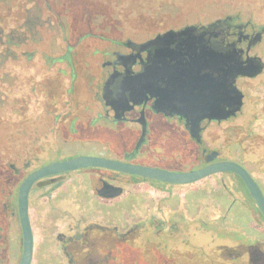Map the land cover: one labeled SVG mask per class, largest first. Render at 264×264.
I'll return each mask as SVG.
<instances>
[{
  "label": "flooded vegetation",
  "instance_id": "af4514ba",
  "mask_svg": "<svg viewBox=\"0 0 264 264\" xmlns=\"http://www.w3.org/2000/svg\"><path fill=\"white\" fill-rule=\"evenodd\" d=\"M101 42L99 64L79 60V44ZM87 142L105 148L93 156L176 172L237 163L264 196V0H0V264L22 254L21 182L88 155L60 147ZM212 174L264 220L238 174ZM188 184L92 166L36 179L30 264L174 263L175 193ZM249 238L233 264H264V239Z\"/></svg>",
  "mask_w": 264,
  "mask_h": 264
},
{
  "label": "rangeland",
  "instance_id": "374dc122",
  "mask_svg": "<svg viewBox=\"0 0 264 264\" xmlns=\"http://www.w3.org/2000/svg\"><path fill=\"white\" fill-rule=\"evenodd\" d=\"M257 19L262 18L257 17ZM118 25L119 23L116 27ZM117 29L119 28L117 27ZM131 32L127 27V34H131ZM110 35H115V33L111 32ZM105 43L107 44V42ZM105 43L101 42L96 45L97 47L95 46L94 55L91 54L94 49L79 44L77 50L79 60L88 54L87 58L99 64L105 58L104 51L110 49L109 45H105ZM62 52L63 48H59V55ZM97 87L96 85L95 88ZM68 146L75 149L77 153L88 155L96 154L99 149L105 150L98 143L87 142L85 144L62 145L60 147L63 153L71 150ZM83 175L85 176L86 172L79 173L80 177ZM65 184L68 182H65L63 186ZM226 185L230 186L231 184L227 182ZM175 194L176 209L172 216V223L176 234V254L172 264H233L231 255L235 251L232 248L240 247L238 246L240 243H251L252 240L249 237L252 236L264 239V220L259 219L257 209L253 205L250 209L247 206L238 205L237 200L239 201L240 196H244V194L238 189L232 193L225 192L219 184L218 174H212L188 185H183L181 188L177 187ZM232 198L236 199L235 204H233ZM187 209L190 211L188 212ZM250 216H255L259 224H254ZM221 246L225 248L224 253L219 251ZM235 261L237 263L238 259ZM244 262L241 260L240 264H244Z\"/></svg>",
  "mask_w": 264,
  "mask_h": 264
},
{
  "label": "water",
  "instance_id": "95a60500",
  "mask_svg": "<svg viewBox=\"0 0 264 264\" xmlns=\"http://www.w3.org/2000/svg\"><path fill=\"white\" fill-rule=\"evenodd\" d=\"M168 34H165L166 36ZM163 57H169L170 54L166 53L161 55ZM202 54L194 53L191 54V57L200 58ZM256 66V65H255ZM247 72V71H246ZM245 71L240 70L239 73H246ZM141 78L145 80V88L148 90V86L150 83L148 82L149 75L147 73L142 74ZM138 75H134L132 77H128L129 84L125 89L136 88L137 83L141 80ZM125 87V86H124ZM238 98H235V103ZM189 114L193 120H199L201 117L211 114H207L204 112L200 113L197 108H192L189 110ZM207 161H210V158H207ZM105 167L109 169H114L121 172H126L129 174L140 175L144 178H151L155 180H159L162 182H168L172 184H187L194 181H197L207 175L212 173H216L219 171H231L238 174L245 184L246 188L250 196L255 201L258 210L264 217V196L259 189L258 185L254 181V179L250 176L246 169L237 163L233 162H213L203 167L189 170V171H169L160 168H154L149 166H143L139 164H133L128 162H122L114 159H108L101 156H93V155H77L74 157H69L66 159H62L59 161H54L49 164H46L34 171H32L24 180L21 182L19 186V190L17 193V208H18V216L20 220V225L22 229V239H23V247L22 254L20 257V261L18 264H30L32 258V246H33V238L31 226L28 218V193L29 189L33 183L38 178L62 173L69 170H76L79 168L85 167ZM119 190L114 191L112 194H105L106 196L117 195Z\"/></svg>",
  "mask_w": 264,
  "mask_h": 264
},
{
  "label": "trees",
  "instance_id": "16d2710c",
  "mask_svg": "<svg viewBox=\"0 0 264 264\" xmlns=\"http://www.w3.org/2000/svg\"><path fill=\"white\" fill-rule=\"evenodd\" d=\"M264 218V217H263Z\"/></svg>",
  "mask_w": 264,
  "mask_h": 264
}]
</instances>
